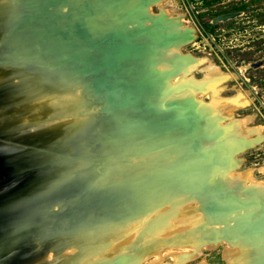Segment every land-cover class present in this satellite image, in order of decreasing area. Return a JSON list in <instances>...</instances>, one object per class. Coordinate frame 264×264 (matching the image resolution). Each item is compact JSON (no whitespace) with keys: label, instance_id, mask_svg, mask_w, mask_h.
I'll return each mask as SVG.
<instances>
[{"label":"bare ground","instance_id":"obj_1","mask_svg":"<svg viewBox=\"0 0 264 264\" xmlns=\"http://www.w3.org/2000/svg\"><path fill=\"white\" fill-rule=\"evenodd\" d=\"M146 1L75 0L74 9L69 8L70 12L55 10L57 5H54L40 21L43 24L26 29L22 34L21 30L13 31L6 37L7 43L10 46L23 45L24 48L38 49L43 44L48 47L50 41L62 38L65 43L75 40L84 46L90 38L110 25L124 26L125 21L148 16L151 9ZM149 1L150 6L161 3V0ZM82 6L88 15H80L78 8ZM161 11L166 13V10ZM159 29H166L169 33L176 32L178 28L170 24ZM162 47L164 49L156 47L155 57L153 53L151 57L155 62L158 61L159 69L167 70L176 64L178 80L169 89L167 87L170 84L165 81L153 91L155 94H142L117 105V101H107L104 93L94 94L88 90L81 78L71 77L27 94L26 98L11 104L8 109L13 117L38 121L50 119L42 123L46 127L54 125L61 128L78 120L103 118V130L108 127L114 131L117 139L116 145L106 151L109 155L104 163L96 168L102 171L97 181L108 188L123 187L126 198L132 197L127 205L120 207L118 214L94 224L78 240L70 241L68 246L73 247L69 249L71 252L76 250L75 253H68L67 248L62 246L52 258L49 259L50 253L45 251L37 257V261L48 259L47 264H119L123 261L120 257L123 254L134 261L152 252L159 253L173 244L189 243L197 246L203 236L212 233L205 230L208 218L219 216L218 213L229 206L246 207L251 204V201H239L232 193H226L228 197H223L225 195L219 193L224 192H210L208 189L213 182L212 176L223 166V162L212 160L208 156L210 153L196 151L197 147L204 144V137L224 136L219 115L222 107L229 108L231 104L219 92L214 93L216 88L213 82L222 79L226 73L207 58L183 57L185 55L180 52V42L174 41ZM200 63L206 64L203 67V79L189 77V72ZM130 69L131 72L133 66ZM137 72L138 77H142V73ZM203 84H206L203 90L210 89L211 98L208 102L196 99L200 91L198 87ZM146 87L143 85L144 90H151L150 86L149 89ZM192 98L195 99V106L189 108L188 102ZM230 110L226 113L230 114ZM194 116L204 119V123L195 133H191V129L197 128L192 122ZM114 139L111 137L109 142ZM245 174L249 176L242 179L243 183L251 180L252 184L244 191L255 193L254 201L259 204L260 200H264V192L259 188L264 183L253 181L251 170ZM192 201L195 207L191 206ZM259 226L256 225V228ZM260 227L264 231V227ZM245 228L246 231L251 230L247 226ZM225 230L226 227L217 232L215 238L220 235L228 237L229 233L235 232L230 234L232 238L241 233L237 232L238 229H230V232ZM243 240V244H230L225 250V256L231 264H264V238L261 239L259 232L255 236L245 235ZM251 241L259 242V245H252Z\"/></svg>","mask_w":264,"mask_h":264},{"label":"water","instance_id":"obj_2","mask_svg":"<svg viewBox=\"0 0 264 264\" xmlns=\"http://www.w3.org/2000/svg\"><path fill=\"white\" fill-rule=\"evenodd\" d=\"M63 2L0 0V264H47L48 259L37 261V257L78 240L89 227L118 214L120 207L132 200L131 196L126 198L123 187L108 188L97 181L102 171L96 168L104 163L109 155L106 151L117 139L108 127L103 130V118L46 127L42 123L50 119L13 117L8 112L11 104L64 78L79 77L92 93H104L107 101L122 105L155 91L153 87L144 90L140 83L130 87L133 75L127 67L144 69L157 77H165L164 73L172 70L163 71L154 64L151 56L156 54V46L150 45V40L161 44L158 40L164 37L162 45L166 46L175 38L182 42L191 35L189 31L178 35L134 22V28L124 30L120 25H110L84 46L75 40L65 43L62 38L38 49L7 43L6 37L13 31L21 30L22 34L39 27L50 7ZM240 12L218 13L211 22ZM259 63L250 61L242 68ZM111 137L115 139L109 142ZM235 208L229 206L219 212L220 219L225 221L239 206ZM249 213L238 214L236 222L244 220L251 226L264 219H248Z\"/></svg>","mask_w":264,"mask_h":264},{"label":"rangeland","instance_id":"obj_3","mask_svg":"<svg viewBox=\"0 0 264 264\" xmlns=\"http://www.w3.org/2000/svg\"><path fill=\"white\" fill-rule=\"evenodd\" d=\"M74 1L67 0L61 5L54 7V9H67L66 11L70 12L69 8L74 9ZM89 1L91 2L92 0ZM148 1H146V4L149 3L148 7L151 9L148 16L140 17L133 21H125L127 25L125 24V27L121 26L123 30L126 27L128 29L134 28V22L149 24L151 27L156 26L157 29L163 25L168 26L173 24L175 25V29L178 28L176 30L178 35H183L187 31L191 34L187 40L180 42L179 49L181 53L188 54V58H207L226 73L222 79L213 82L216 88L215 92H213H219L220 96L228 99L231 104V107H229L231 108V116L226 113L229 109L227 106L221 108L222 112L220 111L219 115V124L225 131L224 134L222 133L224 136H219L220 138L204 137V144L197 147L196 151L210 153L208 156L212 160L223 162L221 163L223 166L219 167L216 174L212 176L213 182L210 184L211 188L209 187L208 189L210 192L211 190L218 191V193L224 192V194L219 193L221 195L232 193L235 194V197L239 198V201H251V204L232 211L226 216L225 221L221 220L219 216L208 218L205 230H209L213 235H208L209 233H207L197 246L189 243L183 245L173 244L162 249V252H152L134 261L129 259L128 255L123 254L122 256L120 255L123 261L119 264H231L225 256V250L230 247V244H243L245 235L255 236L258 234L257 232H259L261 239L264 238V231L260 227L263 226L264 219L259 223L260 229L256 228V225L258 226L256 222H253L251 226H247L246 221L238 220L237 223V219H235L242 212L251 213L250 217L247 215L246 218L248 219L252 217L255 220L261 217L264 218V200L259 201L261 204L255 202V193L244 191V188L247 189V187L251 186V180H246V183L242 181L244 177L249 176L245 172L247 173L251 170L254 178L253 181L264 183V0H161V3H154L151 6L150 1ZM242 4L243 8L235 9V7ZM91 5H94V3H91ZM91 5L87 6L90 8ZM87 6L86 9H88ZM82 9L83 6L78 8L80 15H88ZM161 10H166V13ZM232 10H240L241 12L232 18L215 23L211 22V18L214 15ZM164 18L166 20H163L164 22L162 23L161 19ZM156 20L159 21L157 22ZM137 24L138 26L140 25V23ZM177 34L173 35L177 36ZM163 40L164 37L158 40L161 43L157 44L159 48L161 47L160 49H164L162 47ZM178 40V38H175L172 42H178ZM170 43L166 44V46H169ZM149 44L158 47L155 44V40H150ZM254 60L260 61L258 66L242 68L243 65ZM157 62L154 60V64L159 67ZM175 65L174 63L169 68L170 70L173 69L167 72L168 74L164 73L166 74L165 77H157L155 73H148L145 70L137 69V67H133L130 72L131 69L127 67L126 69L130 72L129 75H133V85L130 87L134 86L135 88L138 85L134 84L140 83L142 86L146 85L148 89L150 86L155 90L166 81L168 82L167 84H170L167 87L169 89L178 80L179 73H177ZM205 65L204 63H200L194 67L189 72V77L202 80L205 75V70L203 69ZM81 69L83 71L84 68L82 67ZM162 70L167 71L166 69ZM137 71L142 73V77H138L137 74L139 73ZM198 88L200 91L206 89V84ZM209 90H203L202 93L199 91L198 95L196 94V99L199 100L201 98L200 100L205 102L210 101L211 94ZM152 94H155V92ZM188 105L189 108H193L195 106V99L192 98L188 102ZM192 118L193 125L197 126V128L190 131L191 133H195L199 126L203 125L204 119L197 118V116ZM250 140L251 142L247 144ZM208 156L206 157L208 158ZM259 188L260 191L264 192V186H260ZM226 195L223 197H228ZM193 202H190L191 206L193 207L194 205L195 207L196 204ZM242 219H245V217ZM246 226L248 229L256 228L255 231L257 230V232L250 233L246 231ZM225 227L228 230L227 232H230L232 229H238L239 231L237 232H241V235L237 234L231 238L230 234L235 233L231 232L228 235L229 238L221 237V235L215 238L216 233L225 229ZM251 242L252 245H259V242L258 244L253 241ZM64 247L65 249L67 248L68 253H75L76 251L73 250L71 252V249H69L73 245L68 246L67 244ZM47 252L50 253L49 259L57 253L53 249H48ZM160 255H162V258L159 259Z\"/></svg>","mask_w":264,"mask_h":264},{"label":"trees","instance_id":"obj_4","mask_svg":"<svg viewBox=\"0 0 264 264\" xmlns=\"http://www.w3.org/2000/svg\"><path fill=\"white\" fill-rule=\"evenodd\" d=\"M243 8V4L241 6L235 7V9H241Z\"/></svg>","mask_w":264,"mask_h":264}]
</instances>
